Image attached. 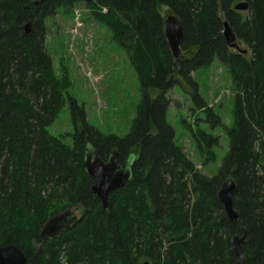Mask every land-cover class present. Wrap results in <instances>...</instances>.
<instances>
[{"label":"trees","instance_id":"trees-1","mask_svg":"<svg viewBox=\"0 0 264 264\" xmlns=\"http://www.w3.org/2000/svg\"><path fill=\"white\" fill-rule=\"evenodd\" d=\"M239 2L247 9L235 10ZM78 3L109 28L137 74L141 95L125 136L87 121L69 93L68 69L58 76L47 51V20ZM160 7L183 26L179 62ZM224 21L238 48L226 44ZM214 59L230 74L235 96L226 155L206 176L174 140L166 94L180 87L210 127L220 124L194 79ZM64 103L71 144L48 131ZM197 131L210 145L213 138ZM87 144L104 162L113 151L120 165L136 157L107 210L91 191ZM230 177L233 220L217 198ZM66 210L79 213L77 220L42 237L46 221ZM236 236H245L244 264H264V0H0V247L15 244L29 264H236Z\"/></svg>","mask_w":264,"mask_h":264},{"label":"rangeland","instance_id":"rangeland-1","mask_svg":"<svg viewBox=\"0 0 264 264\" xmlns=\"http://www.w3.org/2000/svg\"><path fill=\"white\" fill-rule=\"evenodd\" d=\"M166 9L160 7L163 17ZM47 26L45 44L55 73L60 76L63 67L68 69L69 93L83 105L87 121L105 135L125 136L140 100V84L128 55L113 40L109 28L82 3L74 5L69 12L59 10L47 20ZM194 79L204 104L218 114L220 124L210 127L203 111L195 108L190 96L178 86L166 94L171 99L167 121L187 159L202 174L212 176L227 152L225 129L233 124L235 91L230 74L217 59L209 67L194 72ZM157 94V90L150 91L151 97ZM191 130L197 135V130L210 135L213 138L210 145L198 140ZM48 131L63 136L64 141L71 144L72 127L66 103ZM209 157L211 160L207 161Z\"/></svg>","mask_w":264,"mask_h":264},{"label":"water","instance_id":"water-1","mask_svg":"<svg viewBox=\"0 0 264 264\" xmlns=\"http://www.w3.org/2000/svg\"><path fill=\"white\" fill-rule=\"evenodd\" d=\"M235 10H246L247 4L239 2L234 5ZM164 36L169 50L176 62L183 59L184 55L180 49L183 39V26L179 18L173 13H167L163 18ZM24 32H30V24L26 23ZM222 35L227 45L231 48H238L235 34L227 21L223 22ZM244 52V50H241ZM117 152L113 151L106 162L98 155L97 151L90 144H87L84 153V166L87 174L92 177V193L97 197L104 210H107V200L110 193L122 188L131 178L132 164L125 162L120 165L117 163ZM236 191V183L233 178L223 181L218 189L217 198L226 216L230 219H237V212L233 208V195ZM77 220L73 211L66 210L61 214L52 216L42 226L41 236L49 238L58 236L61 231L67 229ZM245 236L234 237L232 239L234 254L237 258L236 264H244L241 244ZM0 264H29L24 253L12 243L0 247Z\"/></svg>","mask_w":264,"mask_h":264},{"label":"clouds","instance_id":"clouds-1","mask_svg":"<svg viewBox=\"0 0 264 264\" xmlns=\"http://www.w3.org/2000/svg\"><path fill=\"white\" fill-rule=\"evenodd\" d=\"M135 158H136L135 156L131 157V158L129 159V161H128L129 164H131V163L135 160Z\"/></svg>","mask_w":264,"mask_h":264},{"label":"flooded vegetation","instance_id":"flooded-vegetation-1","mask_svg":"<svg viewBox=\"0 0 264 264\" xmlns=\"http://www.w3.org/2000/svg\"><path fill=\"white\" fill-rule=\"evenodd\" d=\"M75 214V213H74ZM77 214V213H76ZM75 214V216L77 217V215Z\"/></svg>","mask_w":264,"mask_h":264},{"label":"bare ground","instance_id":"bare-ground-1","mask_svg":"<svg viewBox=\"0 0 264 264\" xmlns=\"http://www.w3.org/2000/svg\"><path fill=\"white\" fill-rule=\"evenodd\" d=\"M223 207V206H222ZM233 245V244H232Z\"/></svg>","mask_w":264,"mask_h":264}]
</instances>
